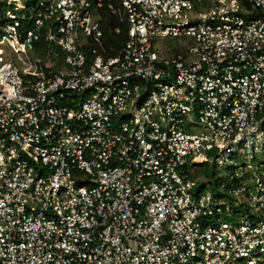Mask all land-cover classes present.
<instances>
[{
  "label": "built area",
  "instance_id": "obj_1",
  "mask_svg": "<svg viewBox=\"0 0 264 264\" xmlns=\"http://www.w3.org/2000/svg\"><path fill=\"white\" fill-rule=\"evenodd\" d=\"M19 2L0 264H264V0Z\"/></svg>",
  "mask_w": 264,
  "mask_h": 264
},
{
  "label": "trees",
  "instance_id": "obj_2",
  "mask_svg": "<svg viewBox=\"0 0 264 264\" xmlns=\"http://www.w3.org/2000/svg\"><path fill=\"white\" fill-rule=\"evenodd\" d=\"M9 0H0V16L3 14L2 12H3V10L7 7V2H8ZM24 6H25V4H23ZM247 6V9H249L250 8V6H249V4H246ZM105 36H106V38H108L109 40H111V41H114V42H117L118 41V44L117 45H120L121 44V42L120 41H122V40H115L114 38H113V36H112V34H111V32L109 31V30H106L105 31ZM43 45V46H42ZM39 47L36 49V53L38 54V55H41L44 51H45V48H42V47H44L45 45L44 44H39L38 45Z\"/></svg>",
  "mask_w": 264,
  "mask_h": 264
},
{
  "label": "rangeland",
  "instance_id": "obj_3",
  "mask_svg": "<svg viewBox=\"0 0 264 264\" xmlns=\"http://www.w3.org/2000/svg\"><path fill=\"white\" fill-rule=\"evenodd\" d=\"M19 3L20 4H25L26 10L29 11L33 7L34 0H20ZM255 13H258V12H255ZM160 41L164 42L165 43V47L166 46L169 47L171 51L174 50L173 47H174V45L177 42L176 39H171V38H168V37H161L160 38ZM228 217H230V216H228ZM228 217H224V218H227L228 219Z\"/></svg>",
  "mask_w": 264,
  "mask_h": 264
}]
</instances>
